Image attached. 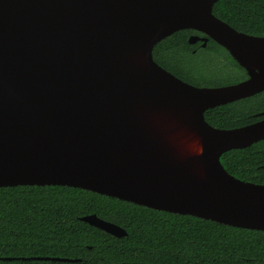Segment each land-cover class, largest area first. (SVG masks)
Wrapping results in <instances>:
<instances>
[{
    "label": "water",
    "instance_id": "obj_1",
    "mask_svg": "<svg viewBox=\"0 0 264 264\" xmlns=\"http://www.w3.org/2000/svg\"><path fill=\"white\" fill-rule=\"evenodd\" d=\"M216 1L0 0V188L68 186L264 231V185L234 177L220 162L225 152L264 139V120L220 130L204 118L207 109L264 91V37L215 17ZM187 29L223 47L249 78L197 87L159 66L153 47ZM200 40L205 46L207 38ZM138 52L143 67L131 59ZM153 109L171 110L197 130L202 179L150 133L144 114ZM80 220L127 235L95 214Z\"/></svg>",
    "mask_w": 264,
    "mask_h": 264
},
{
    "label": "trees",
    "instance_id": "obj_2",
    "mask_svg": "<svg viewBox=\"0 0 264 264\" xmlns=\"http://www.w3.org/2000/svg\"><path fill=\"white\" fill-rule=\"evenodd\" d=\"M212 13L233 29L264 37V0H217ZM187 30L153 48V57L188 83L219 87L246 77L227 53L210 42L195 53ZM264 94L205 113L213 126L228 128L257 119ZM234 177L264 185V140L232 149L220 158ZM95 214L123 228L112 236L80 220ZM50 257L58 262L20 260ZM0 264H264V231L234 228L193 216L172 214L68 186L0 188Z\"/></svg>",
    "mask_w": 264,
    "mask_h": 264
},
{
    "label": "bare ground",
    "instance_id": "obj_3",
    "mask_svg": "<svg viewBox=\"0 0 264 264\" xmlns=\"http://www.w3.org/2000/svg\"><path fill=\"white\" fill-rule=\"evenodd\" d=\"M131 59L139 67L144 66L143 52H138ZM224 90L228 89H221V91ZM153 110H147L144 114L148 118L147 121L145 120V124L146 127L147 125L149 126L150 133L159 137V141L170 153H174L178 162L184 163L186 161V164L189 166L188 169L193 176L202 179L201 154L203 151V143L197 130L195 128L191 129L182 119L172 116L174 112L171 110ZM160 111L168 113H161ZM175 116L177 115L175 114Z\"/></svg>",
    "mask_w": 264,
    "mask_h": 264
},
{
    "label": "flooded vegetation",
    "instance_id": "obj_4",
    "mask_svg": "<svg viewBox=\"0 0 264 264\" xmlns=\"http://www.w3.org/2000/svg\"><path fill=\"white\" fill-rule=\"evenodd\" d=\"M187 33H188V35H187V43L191 46V51H192L193 53H195V52H197V51H199V50H201V49L206 48L207 45L210 44V42L217 44V43H216L215 41H213L211 38H208L205 34H203L202 32H199V31H197V30L187 29ZM190 37H192V39H196V38H199V39L196 40L195 43L190 44V43L188 42V39H189ZM203 38H207V41L205 42V46H203V41L200 40V39H203ZM163 40H164V39H163ZM157 44H158V43H157ZM217 45H218V44H217ZM219 46H220V45H219ZM153 48H154V47H153ZM227 53H228V52H227ZM228 54H229V53H228ZM152 57H153V49H152ZM153 60H154L159 66H161L162 68H164V69L167 70L168 72L172 73V74L175 75L176 77H178V78H180L181 80L185 81L184 78L180 77L179 75H177V74L174 73L173 71L169 70V69H168V68H167L162 62H157V61L154 59V57H153ZM239 66H240V65H239ZM240 67H241V66H240ZM241 68H242V67H241ZM243 69H244V68H243ZM244 71H245V74H246V77H245V78H243V79H241V80H239V81H237V82H235V83H229L228 85L226 84V85H224V86L234 85V84H237V83H240V82H242V81L247 80V79L249 78V76H248V74H247V72H246L245 69H244ZM185 82H187V81H185ZM219 87H220V86H219ZM262 94H264V91H262V92H260V93H257V94H254V95H252V96H250V97H247V98L238 99V100H235V101H232V102L226 103V104H224V105H229V104H232V103H236V102L242 101V100H244V99H248V98L254 97V96H256V95H262ZM224 105H220V106H224ZM220 106H216V107H213V108L207 109V110L204 112V118H205V113H206L207 111H209V110H213V109H216V108H219ZM253 116H254V117H257V119L254 120V121H251V122H249V123H246V124L240 125V126L228 127V128H220V127H217V126H213V125H211L206 119H205V121H206L210 126H212L213 128L220 129V130H230V129H235V128H239V127H244V126H247V125H250V124L256 123V122H258V121H262V120H264V110H260V111H258V112H256V113H254ZM262 140H264V139H262ZM262 140H260V141H262ZM258 142H259V141H258ZM256 143H257V142H256ZM253 144H254V143H253ZM220 158H221V157H220Z\"/></svg>",
    "mask_w": 264,
    "mask_h": 264
}]
</instances>
